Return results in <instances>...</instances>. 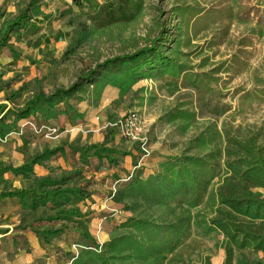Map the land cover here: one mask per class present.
<instances>
[{"label": "rangeland", "instance_id": "obj_1", "mask_svg": "<svg viewBox=\"0 0 264 264\" xmlns=\"http://www.w3.org/2000/svg\"><path fill=\"white\" fill-rule=\"evenodd\" d=\"M30 1L0 0V39ZM106 1L36 0L0 50V195L21 192L0 196V264H208L225 248L233 262L264 264L258 242L234 232L264 235V220L224 202L239 193L225 196L229 183L264 192L242 175L239 144L264 157V99L254 96L264 86V0H137L131 20L103 26ZM153 43L175 67L119 73V59ZM232 57L243 63L224 72ZM214 68L206 87L193 81ZM129 113L142 119L141 141L107 126ZM91 144L115 149L114 162L78 151ZM187 155L216 164L198 201L197 184L171 198L178 187L162 183L161 165ZM85 184L82 199L38 194ZM70 208L79 216L52 220ZM58 228L47 242L38 234Z\"/></svg>", "mask_w": 264, "mask_h": 264}, {"label": "trees", "instance_id": "obj_2", "mask_svg": "<svg viewBox=\"0 0 264 264\" xmlns=\"http://www.w3.org/2000/svg\"><path fill=\"white\" fill-rule=\"evenodd\" d=\"M36 0H31L27 8L21 11L17 16L12 19L5 20L3 26L5 28L4 35L0 39V50L5 46V41H7L9 35L12 32H20L23 27V23L28 19V10L35 3ZM139 8L137 0H107L99 11L96 13L98 16L102 13L101 18L106 22L103 26L131 20L134 13ZM100 20V19H99ZM170 35L165 36L164 41L169 40ZM151 47L146 49H141L134 54L127 56L126 58H121V65L126 66L125 71H120L119 73L125 78L135 79L137 76H144L151 70H161L171 69L176 66V57L167 56L165 52L161 51L160 48L162 44L153 43ZM141 59V60H140ZM241 59H236L232 57L228 61V65L223 67L224 72H233L240 67L242 64ZM220 68V67H219ZM219 68H214L209 73H203L200 79H196L197 75H194L193 81L197 83L198 86L206 87L210 80H215L217 74L221 71ZM212 78V79H211ZM214 78V79H213ZM254 96L257 99H264V86L257 88L254 91ZM38 99L40 96H36L33 101L28 103L23 111V117L26 115L27 109L35 108L38 104ZM9 110V109H8ZM7 110V111H8ZM7 112L0 116V124L4 122ZM242 148L246 152V157L243 159L242 163L244 166L242 175L250 179L254 186L260 189H264V157H262L258 149H254L253 146L245 145L242 143ZM100 145L91 144L87 147L79 148L78 151L83 155L87 156L88 152L92 151V155L98 159H105L108 163L114 162L115 149L112 148H100ZM210 155L195 156L187 155L180 159H169L168 162L161 165L165 177L162 183L169 182L170 185L177 186L178 190L173 192L171 198L178 196L180 192H185V184H197L198 188L193 192V195L198 201L206 188V185L214 177L216 171V164L210 160ZM40 158V157H39ZM11 170L14 172L26 170V166L11 168H4L2 171ZM47 178H45L46 180ZM89 185V184H88ZM87 184L77 187H65L63 189H56L51 194L38 193L41 196H49L53 204H58V195L62 196L64 199L68 200L70 198H85L87 197L86 189ZM229 190L225 196L232 194L233 192L239 191L237 195H233L229 199H224V202L229 205V207L241 216L253 220H264V192L253 191L250 186L245 182L229 183ZM21 192H8L2 193L0 196H19ZM79 213L76 209L70 208L65 211L59 210L56 212L52 220L58 222L60 220H67L72 217H78ZM235 228V234H242V237L246 240L251 236L252 241H257V248L264 251V235H257L250 233H242ZM62 230L58 229H46L40 231L38 234L47 242L51 238L57 237ZM97 248V245H92ZM210 264V263H208ZM223 264H259L256 261H250L245 257L236 260L235 263L232 261V253L229 248H225V258Z\"/></svg>", "mask_w": 264, "mask_h": 264}, {"label": "built area", "instance_id": "obj_3", "mask_svg": "<svg viewBox=\"0 0 264 264\" xmlns=\"http://www.w3.org/2000/svg\"><path fill=\"white\" fill-rule=\"evenodd\" d=\"M107 126L114 127L123 138L129 141H141L143 123L136 113H129L115 123H107Z\"/></svg>", "mask_w": 264, "mask_h": 264}, {"label": "crops", "instance_id": "obj_4", "mask_svg": "<svg viewBox=\"0 0 264 264\" xmlns=\"http://www.w3.org/2000/svg\"><path fill=\"white\" fill-rule=\"evenodd\" d=\"M225 258V257H224ZM224 259L219 255L215 257V259H212L210 264H223ZM235 263V262H233Z\"/></svg>", "mask_w": 264, "mask_h": 264}]
</instances>
